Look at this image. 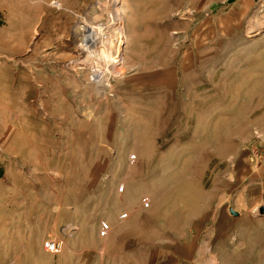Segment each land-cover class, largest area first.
Returning a JSON list of instances; mask_svg holds the SVG:
<instances>
[{
  "label": "rangeland",
  "instance_id": "obj_1",
  "mask_svg": "<svg viewBox=\"0 0 264 264\" xmlns=\"http://www.w3.org/2000/svg\"><path fill=\"white\" fill-rule=\"evenodd\" d=\"M260 205L264 0H0V264H264Z\"/></svg>",
  "mask_w": 264,
  "mask_h": 264
},
{
  "label": "crops",
  "instance_id": "obj_2",
  "mask_svg": "<svg viewBox=\"0 0 264 264\" xmlns=\"http://www.w3.org/2000/svg\"><path fill=\"white\" fill-rule=\"evenodd\" d=\"M128 14H129V16H127L126 28H127V33L129 35V37L132 39V37H135L138 34L139 35L141 34L140 31L144 28L145 22H143L142 20H138V26H140L141 28H140V30H137L136 21H137L138 18L142 19L143 16H141L140 14L137 15V12H135L134 15H131L130 12H128L127 15Z\"/></svg>",
  "mask_w": 264,
  "mask_h": 264
},
{
  "label": "built area",
  "instance_id": "obj_3",
  "mask_svg": "<svg viewBox=\"0 0 264 264\" xmlns=\"http://www.w3.org/2000/svg\"><path fill=\"white\" fill-rule=\"evenodd\" d=\"M108 230L107 226H103L102 227V233L105 234ZM62 244H63V240L61 239H50L46 242L45 246H46V250L51 252V253H58L62 250Z\"/></svg>",
  "mask_w": 264,
  "mask_h": 264
},
{
  "label": "water",
  "instance_id": "obj_4",
  "mask_svg": "<svg viewBox=\"0 0 264 264\" xmlns=\"http://www.w3.org/2000/svg\"><path fill=\"white\" fill-rule=\"evenodd\" d=\"M229 211H230L232 214H236V211L233 210L231 207L229 208ZM258 213H259V215L264 216V205H260V206L258 207Z\"/></svg>",
  "mask_w": 264,
  "mask_h": 264
}]
</instances>
